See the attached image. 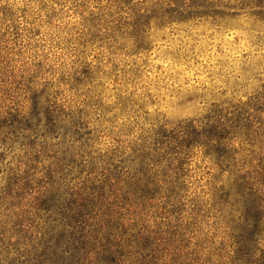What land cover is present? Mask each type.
<instances>
[{"label": "trees", "instance_id": "trees-1", "mask_svg": "<svg viewBox=\"0 0 264 264\" xmlns=\"http://www.w3.org/2000/svg\"><path fill=\"white\" fill-rule=\"evenodd\" d=\"M234 2L137 1L136 49L152 21L225 18L246 7L264 19V0ZM53 87H27L25 103L13 108L0 85V144L19 151L0 178V264H206L191 230L198 213L187 205L193 151L232 168L234 238L250 254L264 209V160L250 149H261L264 129L251 131L253 107L164 124L103 149L84 108Z\"/></svg>", "mask_w": 264, "mask_h": 264}, {"label": "rangeland", "instance_id": "rangeland-1", "mask_svg": "<svg viewBox=\"0 0 264 264\" xmlns=\"http://www.w3.org/2000/svg\"><path fill=\"white\" fill-rule=\"evenodd\" d=\"M137 1L144 0H0V85L6 104L23 105L27 87L58 84L53 90L64 94L62 100L84 108L103 149L115 139L133 142L164 124L202 121L216 110L233 118L238 106L255 109L251 131L262 132L264 19L246 7L225 18L164 26L152 21L137 50ZM120 129L128 135L118 134ZM261 141V149L243 144L258 163L264 160V137ZM18 153L0 144V178ZM193 154L186 195L198 213L191 230L202 259L264 264V209L248 254L233 233L240 213L231 206L237 199L232 168L224 172L213 157Z\"/></svg>", "mask_w": 264, "mask_h": 264}]
</instances>
